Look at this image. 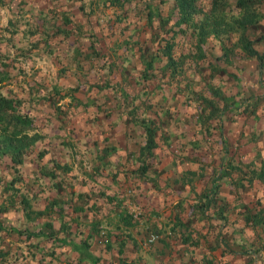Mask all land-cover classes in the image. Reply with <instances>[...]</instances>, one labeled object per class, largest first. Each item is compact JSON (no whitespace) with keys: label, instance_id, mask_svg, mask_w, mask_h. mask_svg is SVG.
I'll use <instances>...</instances> for the list:
<instances>
[{"label":"rangeland","instance_id":"rangeland-1","mask_svg":"<svg viewBox=\"0 0 264 264\" xmlns=\"http://www.w3.org/2000/svg\"><path fill=\"white\" fill-rule=\"evenodd\" d=\"M151 3L157 10L148 22L142 0H131L122 5L108 0H0V61L3 62L0 64V94L19 100V110L32 114L37 124L34 130L29 131L37 134L33 144L28 145L23 153L13 154L15 157L20 155L21 161L13 162L10 154H0V264H83L78 261L76 250L68 243L59 242L58 238L77 241L84 236L87 226H82L79 234L76 233V212L72 207L78 202L75 194L89 191L93 184L91 181L81 182L79 168L73 169L76 173L73 179L64 175V179L58 182L40 173L38 167L44 163L47 168L53 167L54 155L65 149H76V139L79 140L78 146L81 144L82 147V142L104 141L106 134L118 131L119 134H133L135 142L137 137L142 142V127L134 122L132 115L156 119L160 116L158 105H161L166 108L170 126L174 127L172 124L177 121L181 123L183 140L188 146V139L200 135L197 114L191 111V105L186 101L202 103L200 97L209 93L205 84L207 76L214 78V75L222 80L221 90L225 96L231 99L233 96L241 104L251 103L253 112L249 108V113H254L253 125L264 128V38L254 43L263 55L261 67L255 58L245 56L238 47H234L229 60L222 56H214L215 59L209 61L204 59L207 56L202 60L194 59L195 73L185 82L183 69L168 78L161 74L164 62L161 55L155 61L156 68L150 78L144 80L140 77L143 63L138 57L137 47L149 56L150 51L162 45L165 37L174 30L177 31L173 37L175 55L191 42L187 31L177 30L184 25L174 23L177 11L172 0H151ZM196 3L203 10L210 9V0H197ZM216 5V13L220 12L219 7L236 12L233 0H220ZM255 6L263 16L249 25L248 38L264 32V0H257ZM64 16L68 22L63 20ZM94 36L98 38L94 45L100 56L90 65L91 57L84 55L86 47H89L85 44ZM227 39L234 40V35ZM212 41L216 39H208L203 44L204 51L219 54L221 51L217 44H210ZM76 46L82 48L77 55ZM88 83H92L90 87ZM163 85L167 89L162 90ZM69 87H73L71 96L64 94ZM131 106H134L133 110ZM231 111L225 110L224 115ZM232 125L228 123L224 128H229V132L233 129L248 132H242V124L236 128ZM241 137L238 136L239 139ZM156 140L163 142L161 137ZM172 140L171 137L167 139L169 146ZM63 141H66L65 145ZM70 141L76 144L73 148L68 146ZM195 147L191 148L192 151ZM42 149L43 156H38V150ZM255 149L256 152L248 155V151L242 148L243 151L236 153L233 160L239 157L240 164H243L245 155L252 158L250 165L264 161V135L257 137ZM206 150L209 155L203 159L207 164L228 159L225 153L224 156L221 153L211 157L209 146ZM163 152L166 153L165 148ZM82 158L86 167L94 164L90 155L84 154ZM125 175L132 176L129 173ZM257 186L260 188L254 186L242 192L248 207L254 196L262 195L261 185ZM53 197L60 204H53L48 209L47 201ZM97 203L101 213L113 207L103 200ZM38 210L44 212L37 214ZM88 218L87 210L80 212L78 220ZM45 222L50 225H45ZM103 224L111 226L110 229L114 225L111 221ZM254 224L244 226L241 222V229L250 241L247 247L252 252L247 258L252 257L254 264H264V222ZM38 229L52 231L51 236L25 235L26 230ZM98 243L96 245L92 241L89 249L99 255L101 261L111 258L113 254L102 248V242ZM145 246L146 250H154L151 245ZM162 246L161 254L164 256L167 250L165 245ZM247 258L240 256L241 261ZM232 262L237 263V258Z\"/></svg>","mask_w":264,"mask_h":264},{"label":"trees","instance_id":"trees-1","mask_svg":"<svg viewBox=\"0 0 264 264\" xmlns=\"http://www.w3.org/2000/svg\"><path fill=\"white\" fill-rule=\"evenodd\" d=\"M127 1L131 0H108L109 3L117 5H122ZM142 1L146 8L144 14L145 18L148 22H151V17L156 13L155 11L157 8L151 3V0ZM218 1L220 0H210V9L206 11L197 5V0H172L173 7L177 11V18L174 23H182L184 25V27H178L177 30L182 32L187 31L190 35L191 42L188 43V46L184 50H179L175 55L173 53V37L177 31L174 30L172 34L165 37V41L162 45L153 48V50L150 51L149 56L146 55V52L142 51L141 47H137L138 57L143 63L140 77L144 80H148L152 75V70L156 68L155 61L163 55L164 62L161 65L163 69L161 74L168 78V76L171 77L183 69L186 82L187 79L195 73L196 64L193 63L194 59L202 60L207 56L204 59L209 61L210 59H215L214 56H222V58L229 60L230 54L234 51V47H238L245 56L255 58L258 67H261L263 55L254 47V43L264 38V32L251 38H248V33H246L251 27L249 25L263 16L261 11L258 9L256 10L255 3L257 0H233L236 8L235 13L223 10L222 7H219L220 12L216 13L215 9L218 8V5H216ZM63 20L65 22L69 21L66 16L63 17ZM66 31L68 32L70 30ZM231 35H234V40L229 41L227 38H230ZM160 38L163 39L161 36ZM214 38L216 41H212L210 44L212 46L217 44L218 50L221 52L219 54L218 52L217 54H208L204 51L203 44L208 41V39ZM93 39H89L88 43L85 44L89 47H86L84 55L91 57L90 65L93 62L95 63L96 59L100 56V52L95 49L94 45L98 41V38L94 36ZM74 49L76 50V55L79 50L80 53L82 51L81 47L79 48L76 46ZM82 59L86 60L84 57ZM79 62L80 61H78V63ZM1 63H3L2 60L0 61V64ZM211 66L214 67V65ZM216 70H218L217 67ZM209 77L210 76H207L205 81L209 93L207 96L200 97L202 103H194L191 100L186 101L191 105V111H195L197 114L199 126L197 130L200 135L191 138V135H189L188 138L190 139L187 141L188 146L185 145L186 141L183 140L181 123L177 121L172 124L174 127L177 126V129L170 126L171 121L166 115L167 112L165 113L166 108L158 105V113L160 116L156 117V119L153 117H144L143 115H132L134 122L142 127L143 135L140 136L142 142L139 137L136 138L135 142L133 134H119L118 131H114L112 134H106L103 137L104 141L97 140L96 143L92 141L82 142V147L81 144L78 146L79 140L76 139V149H65L54 155L55 161L52 159L54 162L53 167L47 168L45 163L38 166L40 173L42 172L43 175L52 177L58 182L64 179V175H68L73 179L72 176L76 175V173L73 172V169L76 170L79 168L82 172V177H79L81 182L85 183L89 179L91 181L97 179L100 184L97 189H89L87 192H77L75 194V196L78 197L77 201L79 202H75L72 207L75 209V212H85V209L88 208V210L92 211L91 215H93L92 219H89V215V218L85 221L78 220L76 217V233L79 234L81 231H79V229H81L82 226H87V231L83 232L84 236L77 241L66 239V237L58 238L59 242L64 244L68 243L72 249L76 250L77 259L80 263L147 264L145 260L139 262L142 260L140 255L132 256L136 251V248L139 247V244L133 237L130 229L127 227H119V224H116L110 229V227L102 224L101 219L98 217L100 205L97 201L103 200L106 205H112L113 207H118L119 204H121L123 197L119 196L118 191L120 190L121 185L124 186L122 179L125 176L126 171L132 176H136L135 179L137 180L138 178L139 182L143 184H155L156 179L152 173L154 172V165L157 162H154L153 158L158 152L164 154V148L166 150L165 158L167 164H179L181 166L188 164L190 166L186 169V172L182 174L181 180H189L190 183H192L193 180L206 177L203 181V186L205 187H203L199 193L194 191V193L198 194L200 197L194 202H191V209H197L201 215L206 216L205 218L208 219L212 218L214 213H218L219 217L223 218L222 213L226 210L225 208L234 205L225 204L224 196L219 192L222 180L221 177L225 176L223 182L228 189H230L231 194L235 199L239 200V206L243 207V210L241 209L237 215L240 222H243L244 226H248L247 224L253 225V223H255L254 225L263 224L264 161H260L259 165H250L252 158L243 155V164H240L239 157L236 160H233V156L236 153L239 154L241 151L245 150V148H247L248 155L254 151L256 152L257 137L260 134L264 135V128L259 125L254 126V123H252V129L248 133L240 134L242 135L241 139L237 137L230 141L224 136L222 137L220 134L223 132L224 124L227 122L236 121L238 123L240 121L242 126L243 124H248V120L255 122L253 117L254 113H249V108H251L250 110L252 112L253 108L251 107L250 102L241 104L239 100L235 99L233 96L232 99L229 96H225L221 90L223 84L221 82L222 80L216 78V75H214V78ZM91 84L92 83H88L87 86L90 87ZM165 87L166 86L163 85L161 86V89H167ZM72 88H67L66 91H64V94L71 96ZM19 103V100H16L13 97L0 94V154H10V159H12L13 162L21 161L20 155L15 157L13 154L23 153L26 151L28 145H32L37 138V134L34 131L29 133V131L34 130L37 127V124L34 123L33 115L20 111L18 107ZM147 104L149 103H146V105ZM131 108V110H133L134 106H131ZM231 109L233 112L231 111V113L229 112L227 115H224L225 110L229 111ZM157 129H159L158 132L156 131ZM213 130L219 131L220 133H217L219 139H215L214 141H212L214 139L212 138L214 135L212 134ZM157 137H161L163 142H158L156 140ZM170 137L173 138L171 146L167 144V139ZM212 142H216V145H213ZM63 144L65 145L66 141H63ZM205 144H210L211 147H219L218 149L223 152V156L224 153L227 156L228 159L226 161L218 162L219 164L221 163L220 169L217 168L218 163L207 164L204 162L205 160L203 158L207 153ZM75 145L74 141L68 143V146L72 148ZM194 146H196L195 148H201V153L191 151V148ZM242 148L243 150H241ZM82 149L87 151L81 152L80 150ZM37 154L38 156H43L44 149L38 150ZM84 154H87L88 156L90 155V159L94 164L87 165L86 167L84 158H82V155ZM106 164L113 165V168L104 173L100 171L99 168L104 167ZM124 164L127 165L126 169L122 167ZM191 165H194L195 168H191ZM204 167L208 168V172L204 171ZM197 168L198 170H195ZM14 170H17V168L14 167ZM135 179L133 181V186L135 185ZM114 184H118V186ZM258 184L261 185L262 195H259L261 197L254 196L252 204L248 207L246 205L247 203L243 201L242 192L254 186L260 188L257 186ZM83 194L90 199L89 203L87 200H84L83 202L79 200ZM22 200L26 202L24 198H22ZM53 204L58 205L60 203L56 198H50L47 201L48 209ZM43 212L44 210H38L37 214ZM117 216L118 221L122 220L128 225L135 221L129 214L122 211V209L117 212ZM226 222L227 219H224L223 223ZM44 224L47 226L50 225L49 222H45ZM216 224V222L212 223L209 221V228L212 229ZM240 230L242 231L240 237L241 240L238 238L233 246L230 245L227 240L221 242V238L223 237L224 239V237L227 236V232H218L215 235L216 238L214 241L220 245L222 243V254L231 253L233 257L235 256L237 259L239 258L237 264H254L252 257L247 258V256H251L252 254L249 247H247L250 245V241L245 237V231L242 229ZM51 232L52 231H46L43 229H38L37 231L26 230L25 235L28 237L43 234L51 236ZM189 234V231L184 234L181 233V235L178 234V236L174 234L172 237L173 242L185 243L188 241L189 243L196 245L197 242L193 241ZM219 234L221 235V238L219 237ZM93 237L97 239L92 240ZM92 241L102 242L104 250L112 253V257L101 261L100 256L96 255L91 249H89ZM164 244L169 245L166 242ZM53 252L54 251L51 250V253ZM240 256L243 258L246 257L247 259L241 261ZM197 263L224 264L220 261L214 262L213 258L208 257L205 254L201 256Z\"/></svg>","mask_w":264,"mask_h":264},{"label":"crops","instance_id":"crops-1","mask_svg":"<svg viewBox=\"0 0 264 264\" xmlns=\"http://www.w3.org/2000/svg\"><path fill=\"white\" fill-rule=\"evenodd\" d=\"M228 123H232L233 128L241 124L240 121L238 123L232 121L224 125L226 126ZM252 123H254V121L248 120V124H243L242 132L247 130L249 132L252 129ZM228 129L229 128H223L221 134L219 131L213 130L214 135L212 138L214 139L212 141L219 139L217 133L230 141L236 139L241 134L240 131L236 132L234 129L229 132ZM212 144L216 145V142H212ZM206 146L211 147L210 144H205V147ZM218 148L217 146L211 147V157H215L216 155L220 156L221 153L223 154ZM199 149L200 148H193V152L201 153ZM205 155L207 156L209 154L206 153ZM165 157V154H161L160 152L154 155L153 160L157 162L154 165V172L152 173L156 179L155 184H143L139 182L138 178L137 180L135 179L136 176L129 177L125 175L123 177L122 181L124 186L121 185L118 191L119 196L123 197L121 204H119L118 207L108 208L104 213L98 212V217L101 219L102 224L105 221H111L112 224H114L112 227L119 224L120 227H127L130 229L133 237L139 244V247L136 248L132 256H143L141 257V261L145 260L147 264H198L197 261H199L204 254L213 258L214 262L220 261L224 264H237L238 259L237 263H233L232 261L235 256L233 257L231 253L222 254V243L220 245L214 241L216 238L215 235L218 232H225L226 230L228 232L224 239L223 237L221 238L219 234V237L222 239L221 242L227 240V242L233 246L237 239L241 237L242 233L240 230L241 222L237 216L242 207L238 204L239 200L235 199L230 189H228L223 182L225 176L221 177L222 180L219 192L224 196L225 204L234 205L225 208L226 210L222 213L223 218L219 217L218 213H214L213 217L208 219L205 218L206 216L201 215L197 209H191L190 205L191 202H194L200 197L198 194H195L194 191L199 193L201 189L205 187L203 186V181L206 177L193 180L192 183H190L189 180H181L182 174L185 173L186 169L190 166L188 164L183 166L179 164H167ZM122 167L126 169L127 165L124 164ZM112 168L113 165L106 164L104 167H100L99 170L105 173ZM191 168L194 169L195 166L191 165ZM217 168H221V163L217 165ZM204 169V171L208 172L207 167H204ZM195 170H198V168ZM91 171L93 172L92 169ZM134 179L135 185L133 186ZM94 180L91 181L89 179L88 181H91L93 184L92 189H97L100 184L97 179ZM114 185L118 186V184ZM84 197V194L81 195L79 200L82 202L87 200L89 203L90 199ZM77 200L78 197L76 196V201ZM120 209L129 214L135 221L129 225L125 224L122 220L118 221L117 212L120 211ZM87 210L88 209H85V211ZM88 211L90 215L89 219H92V211ZM76 217L77 219L80 218V213L77 211ZM224 219H227L226 223H223ZM209 221L212 223L216 222L217 224L210 229ZM187 231H189L191 239L197 242L196 245L188 241L185 243L173 242L172 237L174 234L178 236V234L181 235V233L184 234ZM152 236L153 238H151ZM165 242L169 245H165ZM95 243L99 245L98 241H95ZM145 244L148 246L151 245L150 247L154 250L151 251L149 248L146 250ZM162 245H165L167 250L164 256L161 254V249H163ZM102 248H104L103 244ZM141 252H144V254ZM167 253L169 256H167Z\"/></svg>","mask_w":264,"mask_h":264},{"label":"built area","instance_id":"built-area-1","mask_svg":"<svg viewBox=\"0 0 264 264\" xmlns=\"http://www.w3.org/2000/svg\"><path fill=\"white\" fill-rule=\"evenodd\" d=\"M151 238H153V236Z\"/></svg>","mask_w":264,"mask_h":264}]
</instances>
